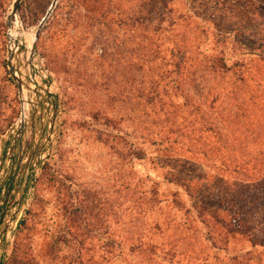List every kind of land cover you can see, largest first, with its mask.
I'll return each instance as SVG.
<instances>
[{
    "label": "rangeland",
    "instance_id": "1",
    "mask_svg": "<svg viewBox=\"0 0 264 264\" xmlns=\"http://www.w3.org/2000/svg\"><path fill=\"white\" fill-rule=\"evenodd\" d=\"M13 1L0 0V233L6 231L7 215H20L21 221L13 239L9 235L0 264H104L107 236L120 239L137 232L163 244L147 258L124 252L118 264H175L176 260L189 264L192 250L198 251L199 264H264L261 186L249 182L241 187L253 210L249 233L256 243H252L242 228L236 230L228 223V212L205 203L243 180L225 169L224 151L197 155L196 162L174 163L138 138V133L152 128H138L141 116L135 91L142 76L133 27L95 24L71 1L54 11L59 1L66 4L57 0L31 43L48 71L55 105L51 126L48 129L34 118L20 132H11L20 106L8 58L13 66L26 70V34L38 25L52 0H20L14 14L22 32L15 42L22 45L14 52L7 47L6 33L14 21L13 15L8 17ZM141 2L149 10L166 5V22L159 23L169 44L191 39L187 51L195 62L218 55L227 63L228 70L221 75L207 78L198 70L195 82L184 80L180 86H248L264 100V0L133 1ZM134 5L124 8L132 10ZM99 46L105 49L104 61L94 60ZM167 54L163 52L166 58ZM155 80V86L178 83ZM142 118L153 121L149 110ZM136 146L144 151L140 159L132 156ZM254 197L261 199L251 204ZM194 202L202 209L205 224L194 221L187 211ZM180 227L197 231H185L183 249L177 250L172 234Z\"/></svg>",
    "mask_w": 264,
    "mask_h": 264
},
{
    "label": "trees",
    "instance_id": "2",
    "mask_svg": "<svg viewBox=\"0 0 264 264\" xmlns=\"http://www.w3.org/2000/svg\"><path fill=\"white\" fill-rule=\"evenodd\" d=\"M70 1L74 9L79 8L86 12V17L92 18L95 24L107 23L110 26L122 24L133 27L136 33L138 69L142 76L140 85L135 91L139 105L138 116H141L138 120V128L139 130L152 128L146 133L143 131L140 132L141 134L138 133V138L157 147L162 152L161 156L164 160L174 163L196 162L197 155H207V152L221 155L224 151L222 159L226 165L228 164L225 169L231 174L242 175L243 180L234 181L235 184L232 188L229 187L228 193L224 196L205 203L221 208L224 213L228 212L231 220L228 223L234 224L236 230L242 228L241 233L246 235L247 240L256 243L249 233V213L253 210L250 211V203L243 195L244 189L241 187L246 188V184L250 182L261 186L264 191V100L261 96L255 94L256 91L248 86H180L179 83L184 80L195 82L194 74L198 70L202 73L200 76L205 74L209 78L215 77V73L221 75L228 70V66L224 58L218 55L204 57L202 61L200 60L203 63L197 66L196 63L200 61L195 62L192 52L187 51L190 49L189 45H193L191 39L170 40L169 44L160 32L164 27H160L162 24L159 22H166L167 19L163 10L166 7L164 4L160 8L149 10L146 9V3L136 4L133 3L134 0H65L66 4H61L63 1H59L54 11L60 7L66 8ZM132 4H135L132 10L124 8ZM51 17L55 19L56 12H53ZM166 51H168L167 58L163 55ZM106 57L103 46L95 49L94 60L104 61ZM166 78L168 81L170 79L171 83L177 81L178 83L175 84L176 86H155V79ZM142 80L144 84H141ZM148 110L153 119L150 123L146 118H142ZM132 152V156L137 159L144 155V151L139 146H136ZM256 166H261L262 170L255 169ZM255 172L258 174L254 176ZM237 186L239 192H236ZM254 198L256 200L251 204L261 199V197ZM199 208L197 202H194L192 209L189 208L187 211L193 213L194 221L198 220L205 224L202 209ZM228 223L220 225V228L227 227ZM175 225L179 224L175 222ZM189 228L180 227L172 234L171 243L177 247V250L183 249L180 246L185 244V231L190 230L192 234L197 231ZM244 229H248V233ZM207 235L208 232L205 234L206 238ZM153 239V237L147 239L138 232L134 235L120 236V239L107 236L101 259L104 264H118L117 259L124 252L127 254L137 252L147 258L156 247L163 244L158 242V245ZM205 240L203 238V241ZM210 245L213 247L214 242L210 241ZM160 249L162 253H167L163 248ZM197 252L191 251L193 256L189 264H199L200 257L198 261L195 257ZM205 259L204 257L203 261ZM139 264L143 263L139 262ZM175 264H179V261L176 260Z\"/></svg>",
    "mask_w": 264,
    "mask_h": 264
},
{
    "label": "built area",
    "instance_id": "3",
    "mask_svg": "<svg viewBox=\"0 0 264 264\" xmlns=\"http://www.w3.org/2000/svg\"><path fill=\"white\" fill-rule=\"evenodd\" d=\"M12 15L14 17V21H12V23L8 25L6 33L8 40L7 47L9 48V51L13 50L14 52L20 48L22 42H14L15 47L12 48V46L10 45L9 32L14 28L22 29V26L21 24L15 26L17 20L15 18V14ZM25 65L26 70L20 69V65H12V72L14 76L19 79V86H17V82L15 80V89L20 106L19 118L14 123V126L11 130L12 133L16 131L18 132L21 127L25 126L28 120H34V118H37L42 126L47 125L49 129V127L51 126V115L53 114L51 109L55 107L52 97L49 94L50 86H48L47 84L49 79L48 71L39 58L38 54L35 53L32 48L30 56L26 58ZM22 114H24L25 116V118H23L24 121L20 120ZM20 221V215L18 216V218L7 215V219L5 220L4 224L6 233H0V259L3 256L2 251L4 246L8 245V243L6 242L9 240V235H11V239H13L15 229L17 226H19Z\"/></svg>",
    "mask_w": 264,
    "mask_h": 264
},
{
    "label": "bare ground",
    "instance_id": "4",
    "mask_svg": "<svg viewBox=\"0 0 264 264\" xmlns=\"http://www.w3.org/2000/svg\"><path fill=\"white\" fill-rule=\"evenodd\" d=\"M53 1V0H52ZM51 1V2H52ZM51 4V3H50ZM50 7V6H49ZM49 9V8H48ZM19 25V22H16L15 23V26H18ZM37 28H39V23H38V25L37 26H35V27H33L32 28V30L30 31V32H28L27 34H26V36L28 37L27 39H28V43H27V45H26V51H25V56H26V58H28L29 56H30V52H31V43L33 42V40H34V38H35V33H36V31L38 30ZM21 29L20 28H14V29H12V30H10V32H9V39H10V45L12 46V48H14L15 47V41H16V38H17V36H19V34H21ZM23 118H25V116H24V114H22L21 115V121H24V119Z\"/></svg>",
    "mask_w": 264,
    "mask_h": 264
},
{
    "label": "water",
    "instance_id": "5",
    "mask_svg": "<svg viewBox=\"0 0 264 264\" xmlns=\"http://www.w3.org/2000/svg\"><path fill=\"white\" fill-rule=\"evenodd\" d=\"M19 2H20V0H14V1H13L12 7H11V10H10V14L8 15V17H9L10 15L14 14V13L17 11V8H18V4H19ZM56 2H57V0H53V1L51 2L49 9L46 11L45 15H44V16L41 18V20L39 21V27L42 26V24H43V22L45 21V19L49 16V14H50L52 8L56 5ZM38 34H39V30L36 31V33H35V38H37ZM8 59H9V60H8V67H9V69H10L11 75H12V77L14 78V80H16V82H17V86H19V79H18L16 76H14V74H13V72H12V64H11V61H10V56H9ZM19 132H20V130H19Z\"/></svg>",
    "mask_w": 264,
    "mask_h": 264
},
{
    "label": "flooded vegetation",
    "instance_id": "6",
    "mask_svg": "<svg viewBox=\"0 0 264 264\" xmlns=\"http://www.w3.org/2000/svg\"><path fill=\"white\" fill-rule=\"evenodd\" d=\"M3 206V205H2ZM2 206L0 208H2Z\"/></svg>",
    "mask_w": 264,
    "mask_h": 264
}]
</instances>
